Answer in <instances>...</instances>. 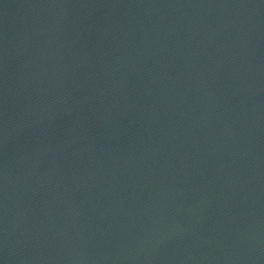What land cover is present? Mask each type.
Segmentation results:
<instances>
[{
	"label": "water",
	"instance_id": "obj_1",
	"mask_svg": "<svg viewBox=\"0 0 264 264\" xmlns=\"http://www.w3.org/2000/svg\"><path fill=\"white\" fill-rule=\"evenodd\" d=\"M0 264H264V0H0Z\"/></svg>",
	"mask_w": 264,
	"mask_h": 264
}]
</instances>
